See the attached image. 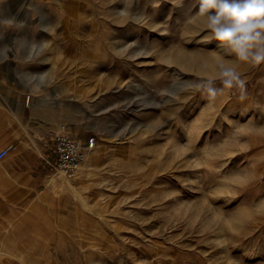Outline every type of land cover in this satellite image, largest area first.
I'll use <instances>...</instances> for the list:
<instances>
[{"label": "rangeland", "instance_id": "374dc122", "mask_svg": "<svg viewBox=\"0 0 264 264\" xmlns=\"http://www.w3.org/2000/svg\"><path fill=\"white\" fill-rule=\"evenodd\" d=\"M198 12L0 0V106L97 139L74 181L45 162L49 132L27 147L46 159L34 189L0 163V264H264V63L239 61Z\"/></svg>", "mask_w": 264, "mask_h": 264}, {"label": "clouds", "instance_id": "9594fccd", "mask_svg": "<svg viewBox=\"0 0 264 264\" xmlns=\"http://www.w3.org/2000/svg\"><path fill=\"white\" fill-rule=\"evenodd\" d=\"M198 15L220 46L241 62L264 63V0H199ZM225 88H244L234 68L221 66ZM208 91L216 94L209 83Z\"/></svg>", "mask_w": 264, "mask_h": 264}, {"label": "crops", "instance_id": "0c3cea01", "mask_svg": "<svg viewBox=\"0 0 264 264\" xmlns=\"http://www.w3.org/2000/svg\"><path fill=\"white\" fill-rule=\"evenodd\" d=\"M12 100L14 101L15 98H12ZM24 114V103L19 108L16 106H0V151L10 145L16 146V149L11 151L3 162L10 165L30 189H34L38 185L34 172L36 169L45 170L42 166V161L46 159L42 155L43 147L40 149L39 146H36L34 155L27 147L33 141L44 145L48 132L56 138L58 130L55 126L53 129L48 130L46 126L38 122H31L34 126L32 127L31 124L25 123ZM55 138L51 145L52 147Z\"/></svg>", "mask_w": 264, "mask_h": 264}, {"label": "built area", "instance_id": "2783aa9c", "mask_svg": "<svg viewBox=\"0 0 264 264\" xmlns=\"http://www.w3.org/2000/svg\"><path fill=\"white\" fill-rule=\"evenodd\" d=\"M30 104V97L26 100V106ZM95 136L87 137L85 140L78 139L71 134L61 133L56 136L52 147L53 163L46 161L56 172H60L68 181H74L82 172L88 156L96 148ZM15 145H10L0 151V163L7 158Z\"/></svg>", "mask_w": 264, "mask_h": 264}, {"label": "bare ground", "instance_id": "6f19581e", "mask_svg": "<svg viewBox=\"0 0 264 264\" xmlns=\"http://www.w3.org/2000/svg\"><path fill=\"white\" fill-rule=\"evenodd\" d=\"M75 136H77L78 137V139H83L84 140V137H83V135H75ZM58 174H61L60 172H58ZM61 178L63 177L64 178V176L61 174V175H59ZM64 180V179H63ZM62 179L60 180V178L59 179H57V180H54L53 181V184H52V188H54V189H59V190H62L63 188H64V183H62V181H63ZM69 185V184H68Z\"/></svg>", "mask_w": 264, "mask_h": 264}]
</instances>
